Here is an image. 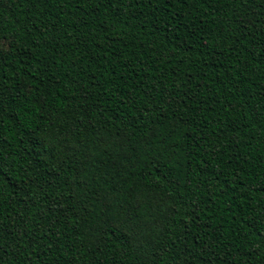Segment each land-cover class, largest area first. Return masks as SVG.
<instances>
[{
    "label": "trees",
    "instance_id": "obj_1",
    "mask_svg": "<svg viewBox=\"0 0 264 264\" xmlns=\"http://www.w3.org/2000/svg\"><path fill=\"white\" fill-rule=\"evenodd\" d=\"M0 264H264V0H0Z\"/></svg>",
    "mask_w": 264,
    "mask_h": 264
}]
</instances>
